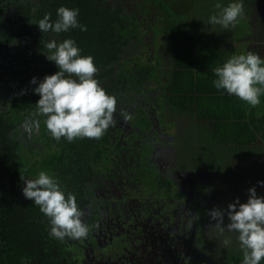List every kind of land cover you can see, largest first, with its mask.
I'll return each instance as SVG.
<instances>
[{"label":"trees","instance_id":"1","mask_svg":"<svg viewBox=\"0 0 264 264\" xmlns=\"http://www.w3.org/2000/svg\"><path fill=\"white\" fill-rule=\"evenodd\" d=\"M132 1L135 4L130 10L126 4ZM230 2L233 0H0V264H84L78 252L105 241L98 237L99 224L91 218L95 203L102 201L110 207L114 199L128 200L134 195L127 193V187L118 197L111 195L113 184L125 182L129 191L143 189L168 200L176 195L191 198L189 186L185 188L189 181L196 191L197 185H206V201L211 181L234 190L244 184L246 188L233 196L222 197L221 209L237 198L247 202L251 172L264 173V158L258 156L264 155V96L253 108L218 91L213 85V69L232 55L256 52L251 43L264 44V32L257 31L261 40L254 34L256 30L253 38H242L246 28L239 24L225 30L208 20L205 25L197 14L205 10L217 14L215 4L227 6ZM61 6L79 9L78 22L87 30L42 33L38 21L51 14L54 22ZM258 20L264 28V21ZM143 21L146 29L141 27ZM150 33L153 37L146 41ZM68 38L76 42L81 55L94 58L99 69L95 78L117 99L116 123L98 140L57 141L46 129V117L37 115L40 96L34 89L46 75L59 70L46 58L42 41ZM33 77L37 84L31 83ZM153 81L156 86L149 84ZM116 119L126 120L129 134ZM30 120H38L39 125L28 133L23 126ZM169 135L171 140H167ZM164 144L175 147L173 167L156 160L158 148ZM238 162L243 165L239 172L235 168ZM42 170L54 175L66 194H75L90 229L86 238L56 240L50 235L48 218L34 201L24 197L21 177L34 179ZM101 190L106 194L101 196ZM196 196V208L190 206L193 218L182 210L176 223L179 233L196 236L198 264H242L238 233L221 235L209 228L214 223L207 215L213 209L212 199L201 204L203 195ZM217 202L215 207L220 208ZM108 216L97 221L113 231L115 219ZM228 222L225 217V225ZM225 238L231 241L228 246L221 243Z\"/></svg>","mask_w":264,"mask_h":264},{"label":"clouds","instance_id":"2","mask_svg":"<svg viewBox=\"0 0 264 264\" xmlns=\"http://www.w3.org/2000/svg\"><path fill=\"white\" fill-rule=\"evenodd\" d=\"M215 8L219 11L209 18V23L225 30L237 27L245 16L242 0H233L227 6L217 3ZM56 15L54 22L50 19L51 14H45L38 21L42 33L58 35L75 28L87 30L78 22L79 9L61 6ZM42 42L47 49L46 58L59 70L46 75L39 83L35 77L31 80L32 84L38 83L34 89L40 96L36 103L37 115L46 117V129L57 141L61 138L70 143L84 138L101 139L116 123L117 99L109 95L95 78L99 69L94 58L81 55V49L70 38L62 42L55 39ZM213 72L216 77L213 85L218 91L235 96L253 108L261 103L264 96V58L258 53L248 51L232 55ZM38 125V120H30L23 127L31 133ZM21 179L25 182L22 189L24 197L34 201V205L48 218L52 237L64 241L88 236L90 229L82 219L84 212L75 194H66L54 175L42 170L34 179ZM258 183L264 185V182ZM248 193L245 203L237 198L226 209L214 207L209 210L207 215L210 221H214L209 228L214 227L221 235L225 231L238 233L242 264H261L264 260V196H258L255 187ZM225 217L229 221L226 225ZM221 243L228 246L231 241L225 238Z\"/></svg>","mask_w":264,"mask_h":264},{"label":"flooded vegetation","instance_id":"3","mask_svg":"<svg viewBox=\"0 0 264 264\" xmlns=\"http://www.w3.org/2000/svg\"><path fill=\"white\" fill-rule=\"evenodd\" d=\"M172 177L174 181L177 180L176 175L172 174ZM178 182L183 184L180 178ZM187 185L191 198L186 199L184 195L178 197L176 195L167 200L164 197L160 198L157 193L152 194L143 189L138 190V192L129 191L130 185L125 184V182L121 185L113 184L110 193L113 192L114 188L119 193L124 192L127 187V193L130 196H132L131 194L134 195L128 200L118 197V200L114 199V202H111L110 207H105L102 201H99V205L95 203L93 211H90L92 213L91 218L99 224L97 226L99 228L98 237L105 238V241L102 239L99 244H95L93 247L86 241L89 245L84 246L82 252H78L80 256L84 257L82 263L198 264L195 258L197 251L194 249L196 236L189 237L188 231L179 233L177 218L178 212L182 210L186 215L193 218L194 212L190 206L195 207L194 205L198 201L196 195H203L200 202L201 204L206 203L205 193L207 191L205 184L201 187L197 185V191L195 185L192 188L189 181L186 182L185 188ZM100 194L102 196L106 193L101 190ZM90 209L92 208H88V210ZM108 215L113 220L115 219L114 222L111 221L113 231L108 229L106 223L99 222L109 217ZM203 234L206 236V232Z\"/></svg>","mask_w":264,"mask_h":264},{"label":"rangeland","instance_id":"4","mask_svg":"<svg viewBox=\"0 0 264 264\" xmlns=\"http://www.w3.org/2000/svg\"><path fill=\"white\" fill-rule=\"evenodd\" d=\"M242 2L244 4V8H245V16H244V19H242L239 22V27L246 28L244 30V33L242 34L243 35L242 38L247 36V37H249L248 39H251V38H253L254 34L256 35V32H254V34H252L254 30L261 29L259 31L261 33L264 32V28L263 27L260 28L262 23H258L259 22L258 19H262V22L264 21V18H263L264 17V0H242ZM134 4H135V1H132V2L127 3L126 5H127L128 9L131 10V9L134 8ZM197 14L200 16V18L204 19L205 25H208L206 23V20H208V22H209V17L214 15L215 13L211 12V11H208V10L207 11L205 10L203 13L201 11H198ZM251 20L253 22H250ZM146 24L147 23L145 21H143L141 23V27L143 29H146L147 28ZM159 27L160 26H158V29H159ZM236 28L237 27H235V29ZM142 33H144V31ZM237 33H238V31H236L235 34L237 35ZM228 36H230V34H228ZM151 37H153V34H151V33L147 37L145 36L146 41H149L148 38H151ZM257 39L261 40L260 39V35L257 37ZM158 40L160 41V40H162V38L159 37ZM251 46L252 47L253 46L257 47L256 53H258L261 57H263L262 55H264V44H262V42H260V41L254 42V43H252ZM149 84L150 85L153 84V86H156V82H154V81L152 83H149ZM116 120H119V119H116ZM119 124L122 125V127L124 128V133L125 134H129V130H128L129 129V124L126 122V120H124V121H122V120L120 121L119 120ZM170 132H171V134H173V133L176 134V130L175 131H170ZM161 136H163V135H161ZM171 137H173V136L172 135L167 136V140H171ZM125 139L127 140V138H125ZM121 141H124V139H121ZM137 144H139V143H137ZM158 150L159 151L156 153V160L161 162V164L168 165V167H173L174 166V159L176 157V155H175V147L167 145V144H164L163 146L159 147ZM258 156L260 158H264L263 154H261V156L259 154ZM238 163L239 164H237V166L235 168L239 172V171H241V168H243V165L240 162H238ZM251 175L253 176V180H252V183H251V188L255 187L256 188V192L258 193V196H259V195H261V192H264V185H261L260 183H258V182H264V173L257 174L255 171H252ZM225 182L227 183V181H225ZM249 182H250V180H249ZM244 186L245 185L243 184V187H241V188L242 189L246 188V186L245 187ZM221 187L224 188V193L222 192ZM241 188H239L238 190H234L235 188L227 189L225 184L218 183V182L217 183H213L211 181V187L209 186L210 190H209V193L207 194L208 195L207 201L209 202V199H212L210 204H211V207L214 208L215 207V203L217 202L216 198H219V203L218 202L217 203H218V206L220 208H222L223 205H224L223 201H222V197H224V198L227 197L228 198L231 195L233 196V193L238 192L239 190H241ZM247 189H250V188L247 187ZM112 195L115 196V197H118L119 196V192H117L115 190V188H114L113 192H112Z\"/></svg>","mask_w":264,"mask_h":264},{"label":"crops","instance_id":"5","mask_svg":"<svg viewBox=\"0 0 264 264\" xmlns=\"http://www.w3.org/2000/svg\"><path fill=\"white\" fill-rule=\"evenodd\" d=\"M257 31H259V29L258 30H256V37H258V32ZM254 42H257V41H253L252 43H254ZM251 43V44H252Z\"/></svg>","mask_w":264,"mask_h":264}]
</instances>
